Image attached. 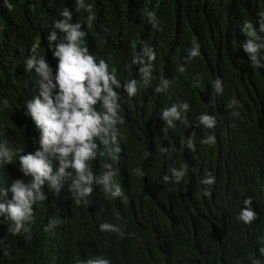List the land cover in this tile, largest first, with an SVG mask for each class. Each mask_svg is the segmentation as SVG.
I'll list each match as a JSON object with an SVG mask.
<instances>
[{
    "label": "trees",
    "instance_id": "16d2710c",
    "mask_svg": "<svg viewBox=\"0 0 264 264\" xmlns=\"http://www.w3.org/2000/svg\"><path fill=\"white\" fill-rule=\"evenodd\" d=\"M85 4L95 15L91 27L86 23L90 13L78 10L76 0H0V143L22 149L21 155L39 148V130L26 115V101L38 95L39 77L25 71V61L39 39L37 55L46 57L55 74L58 61L47 36L66 7L71 22L81 23L87 33L89 52L104 59L110 72L115 69L121 85L114 89L125 121L118 125L121 151L113 158L97 139L100 151L91 164L97 176L106 171L105 163L111 164L123 195L113 198L94 184L89 203L78 204L69 190L74 171L59 193L46 185V200L33 205L34 223L25 225L30 239L23 232L13 235L11 220L0 223V264H80L97 256L110 264H253V259L264 264V68L254 67L243 51L241 31L244 20L258 28L264 0ZM153 11L157 27L147 17ZM193 40L200 55L189 61ZM145 45L156 55L152 79L128 97L123 85L130 79L142 83L141 65L132 60ZM216 78L223 81L221 94ZM163 79L170 85L157 92ZM234 98L238 106L230 107ZM185 102L188 110L168 126L163 110ZM201 114L215 116L216 126L202 125ZM212 134L214 145L202 143ZM181 167L185 175L177 182L171 169ZM208 174L215 177L212 185L202 183ZM165 175L172 179L165 181ZM15 179H30L20 172L18 157L0 164V187L8 188ZM247 198L257 213L249 224L239 219ZM105 223L119 231H102Z\"/></svg>",
    "mask_w": 264,
    "mask_h": 264
},
{
    "label": "clouds",
    "instance_id": "9594fccd",
    "mask_svg": "<svg viewBox=\"0 0 264 264\" xmlns=\"http://www.w3.org/2000/svg\"><path fill=\"white\" fill-rule=\"evenodd\" d=\"M12 10L13 5H6ZM77 9H85L90 13L86 23L92 26L95 15L92 13V5L85 4V0H76ZM61 19L53 21V30L47 36V40L52 45L51 53L57 59L55 74L45 56H38L37 49L40 46L38 39L32 45V54L26 58L25 71L35 72L39 77L36 80L38 85V95H34L26 101V115L30 116L36 128L39 130V148L33 152L21 155L22 149L13 150L6 143H0V164L7 165L14 157H18L20 172L24 177H30L28 182L24 179H15L8 188L0 187V198L10 199L0 202V223L11 220L14 224L9 231L13 235L21 232L28 234L25 239H30V227L26 224L34 223L33 205L46 200L45 186L59 193L66 179L75 176L71 180L69 190L75 195L76 202L88 204L87 197L93 193V185H102L104 190L111 194L113 198L123 195V189L114 177L116 172L112 165L105 163L104 171L101 175H94L91 161L97 158L99 146L98 139L105 146V151L115 158L114 154L121 151L117 137L121 135L118 125L124 124V118L120 115L121 97L118 91L114 90L121 85L116 78L115 69L109 71V65L104 59L89 52L85 43L87 33L82 29L81 23H72V11L64 8L60 13ZM258 28L249 20L243 21L241 31L246 36L242 44L243 51L248 55L254 67L264 68V11L259 14ZM147 17L157 27L159 21L155 12H148ZM62 34V35H59ZM55 42V43H54ZM192 48L188 52L187 59L190 61L200 55V45L197 41H192ZM143 57L147 58V63ZM156 55L152 48L145 45L140 54L134 55L132 64H140L139 72L142 83L137 79H130L123 89L128 97L137 94L140 87L147 86L153 71L152 62ZM131 68V65H127ZM180 72L184 67L180 66ZM223 81L220 78L215 80V90L217 94L223 92ZM170 85L168 79H163L161 85L156 88L157 92L165 91ZM100 110H97V105ZM231 106H238L234 98L230 101ZM189 105L173 104L162 112V119L168 126H174V121L181 118V111H187ZM233 115H239L233 112ZM200 123L207 128L216 126L215 116L201 114L198 117ZM202 143L214 145L215 135H209ZM110 144L115 147H108ZM188 147L194 150V145L189 139ZM167 151V150H165ZM58 163V166L54 164ZM55 168V171H54ZM72 170V171H69ZM172 177L179 182L185 175L186 169H171ZM140 175L143 172L140 171ZM165 175L163 179H172ZM215 177L208 174L202 181L203 184L212 185ZM205 196L209 195L204 191ZM244 208L240 211L239 219L245 224L257 219V213L251 208L252 200H244ZM54 224V222H53ZM53 224L45 227L48 231ZM102 231H119L110 224H101ZM264 254V249H261ZM80 264H110V260L102 256L88 258ZM253 264H262L259 259H253Z\"/></svg>",
    "mask_w": 264,
    "mask_h": 264
}]
</instances>
